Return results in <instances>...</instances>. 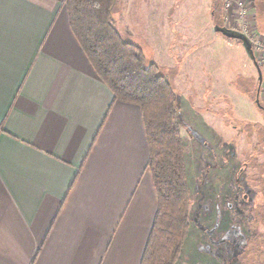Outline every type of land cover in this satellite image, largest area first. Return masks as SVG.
<instances>
[{"label":"crops","instance_id":"1","mask_svg":"<svg viewBox=\"0 0 264 264\" xmlns=\"http://www.w3.org/2000/svg\"><path fill=\"white\" fill-rule=\"evenodd\" d=\"M149 159L142 109L97 75L65 0H0V264H141Z\"/></svg>","mask_w":264,"mask_h":264},{"label":"rangeland","instance_id":"2","mask_svg":"<svg viewBox=\"0 0 264 264\" xmlns=\"http://www.w3.org/2000/svg\"><path fill=\"white\" fill-rule=\"evenodd\" d=\"M264 0H119L114 24L176 86L191 189L177 264H264V88L242 43ZM264 31V30H263ZM264 76V51L257 54ZM255 91V92H254Z\"/></svg>","mask_w":264,"mask_h":264},{"label":"trees","instance_id":"3","mask_svg":"<svg viewBox=\"0 0 264 264\" xmlns=\"http://www.w3.org/2000/svg\"><path fill=\"white\" fill-rule=\"evenodd\" d=\"M119 0H65L71 30L116 101L142 109L148 169L158 209L141 264H177L191 227V189L179 117V94L157 64L114 24Z\"/></svg>","mask_w":264,"mask_h":264},{"label":"water","instance_id":"4","mask_svg":"<svg viewBox=\"0 0 264 264\" xmlns=\"http://www.w3.org/2000/svg\"><path fill=\"white\" fill-rule=\"evenodd\" d=\"M215 32L222 34L223 36H225L226 38H228L230 40H236V41H239L240 43H242L243 47L247 51L249 57L252 59L254 65L258 71L259 81H260V85H261L262 81H263V72H262L260 64L256 58L253 43H252L251 39L242 32L235 31V30L229 29L227 27H222V26H217L215 28ZM257 103H259V96L257 98Z\"/></svg>","mask_w":264,"mask_h":264},{"label":"built area","instance_id":"5","mask_svg":"<svg viewBox=\"0 0 264 264\" xmlns=\"http://www.w3.org/2000/svg\"><path fill=\"white\" fill-rule=\"evenodd\" d=\"M236 31V30H235ZM240 32V31H239ZM245 34V33H244ZM247 35V34H245ZM248 36V35H247ZM249 37V36H248ZM260 37V36H259ZM250 38V37H249ZM251 39V38H250ZM252 43H253V47H254V52H255V55H256V58H257V54L261 51H264V39H262L260 37V41H255V40H252Z\"/></svg>","mask_w":264,"mask_h":264},{"label":"flooded vegetation","instance_id":"6","mask_svg":"<svg viewBox=\"0 0 264 264\" xmlns=\"http://www.w3.org/2000/svg\"><path fill=\"white\" fill-rule=\"evenodd\" d=\"M260 33V32H259ZM260 37L262 38V39H264V36H262L261 34H260ZM263 72V71H262ZM264 82V76H263V81H262V83ZM261 85H260V87H259V89H258V91L256 92V98H258V96L260 97L262 94H261ZM255 92V91H254Z\"/></svg>","mask_w":264,"mask_h":264}]
</instances>
